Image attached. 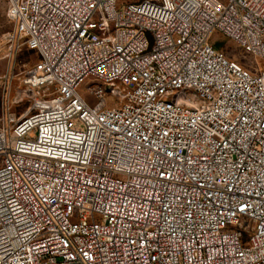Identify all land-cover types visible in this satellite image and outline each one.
<instances>
[{
    "label": "built area",
    "instance_id": "1",
    "mask_svg": "<svg viewBox=\"0 0 264 264\" xmlns=\"http://www.w3.org/2000/svg\"><path fill=\"white\" fill-rule=\"evenodd\" d=\"M118 4L8 0L0 264H264V0Z\"/></svg>",
    "mask_w": 264,
    "mask_h": 264
},
{
    "label": "rangeland",
    "instance_id": "2",
    "mask_svg": "<svg viewBox=\"0 0 264 264\" xmlns=\"http://www.w3.org/2000/svg\"><path fill=\"white\" fill-rule=\"evenodd\" d=\"M142 0H119L118 8L131 2ZM8 0H0V117L3 112V94L9 89L18 86L26 71L39 60L37 51L29 49L20 39L15 45L8 43L6 36L13 29V24L8 16ZM217 49H225L232 57L255 65L264 66V62L259 63L251 54L246 53L228 37L215 34L212 38ZM82 94L90 98L86 87L82 86ZM14 115L18 120L32 112V107L27 101H23L20 106L14 108Z\"/></svg>",
    "mask_w": 264,
    "mask_h": 264
}]
</instances>
